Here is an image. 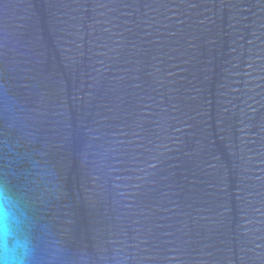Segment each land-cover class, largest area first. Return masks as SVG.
<instances>
[{
	"label": "water",
	"instance_id": "95a60500",
	"mask_svg": "<svg viewBox=\"0 0 264 264\" xmlns=\"http://www.w3.org/2000/svg\"><path fill=\"white\" fill-rule=\"evenodd\" d=\"M0 186L30 264H264V0H0Z\"/></svg>",
	"mask_w": 264,
	"mask_h": 264
},
{
	"label": "clouds",
	"instance_id": "9594fccd",
	"mask_svg": "<svg viewBox=\"0 0 264 264\" xmlns=\"http://www.w3.org/2000/svg\"><path fill=\"white\" fill-rule=\"evenodd\" d=\"M22 223L18 204L0 186V264H30V241L23 233Z\"/></svg>",
	"mask_w": 264,
	"mask_h": 264
}]
</instances>
